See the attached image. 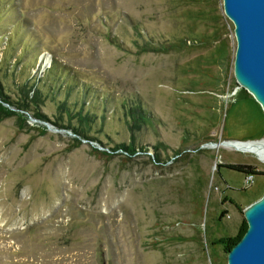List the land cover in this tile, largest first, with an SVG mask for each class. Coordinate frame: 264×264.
<instances>
[{
  "label": "rangeland",
  "instance_id": "rangeland-1",
  "mask_svg": "<svg viewBox=\"0 0 264 264\" xmlns=\"http://www.w3.org/2000/svg\"><path fill=\"white\" fill-rule=\"evenodd\" d=\"M235 50L223 0H0V91L47 117L0 120V264H227L264 195Z\"/></svg>",
  "mask_w": 264,
  "mask_h": 264
},
{
  "label": "water",
  "instance_id": "water-1",
  "mask_svg": "<svg viewBox=\"0 0 264 264\" xmlns=\"http://www.w3.org/2000/svg\"><path fill=\"white\" fill-rule=\"evenodd\" d=\"M223 9L234 23L237 82L255 93L264 111V0H223ZM263 138L225 141L252 143ZM250 206L245 209L247 229L228 251L227 264H264V195Z\"/></svg>",
  "mask_w": 264,
  "mask_h": 264
},
{
  "label": "trees",
  "instance_id": "trees-1",
  "mask_svg": "<svg viewBox=\"0 0 264 264\" xmlns=\"http://www.w3.org/2000/svg\"><path fill=\"white\" fill-rule=\"evenodd\" d=\"M0 89H1V87H0ZM21 90H22V88H21ZM32 94L33 95H31L30 99L28 100L29 102L24 101L22 103V101H20L17 104L14 101H12L6 93H4L3 91H0V120L3 117L9 116V115H14L17 113L16 111H14V110L12 111L10 109V106H15L14 104H17L16 106H17V108H19V110L31 112L33 116H35L41 120H46L47 117H46L45 113H43L42 111H39L38 89H36V91H33ZM26 97H28V94L26 95ZM5 103L8 105H5ZM73 131H75V133H77V134H83L80 130H77L74 128H73ZM83 136H87V135L83 134ZM114 148L115 149H123L130 154L134 153V151H135V148L133 146V141L130 144L118 143ZM218 166L219 167L223 166V167L229 168L231 170H235L237 172H241V173H245V174H260V171L257 170L254 166H252L250 164L224 163V164H219ZM245 230H246V225L242 229V231L239 232V234L236 237L224 238V239L220 240V243H222L223 247L229 251L240 240V238L244 234Z\"/></svg>",
  "mask_w": 264,
  "mask_h": 264
},
{
  "label": "bare ground",
  "instance_id": "bare-ground-1",
  "mask_svg": "<svg viewBox=\"0 0 264 264\" xmlns=\"http://www.w3.org/2000/svg\"><path fill=\"white\" fill-rule=\"evenodd\" d=\"M249 92L255 97V93H253L251 91V89L249 90ZM257 101L260 104V101L259 100H257ZM224 144L225 145L227 144L226 141L224 142ZM229 145H235L236 148H238L239 150H242V151L253 152V153H255L258 156L260 161L264 162V138L260 142H252V143L251 142L250 143L231 142V143H229ZM251 206H252V204H251ZM251 206H250V209L254 207V206H252V207Z\"/></svg>",
  "mask_w": 264,
  "mask_h": 264
},
{
  "label": "built area",
  "instance_id": "built-area-1",
  "mask_svg": "<svg viewBox=\"0 0 264 264\" xmlns=\"http://www.w3.org/2000/svg\"><path fill=\"white\" fill-rule=\"evenodd\" d=\"M252 178H253V175H252V174H247V175L245 176V181H246V183H249V180L252 179Z\"/></svg>",
  "mask_w": 264,
  "mask_h": 264
}]
</instances>
